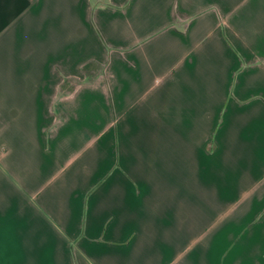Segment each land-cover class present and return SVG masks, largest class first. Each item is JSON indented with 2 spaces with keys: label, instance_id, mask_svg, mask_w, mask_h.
I'll use <instances>...</instances> for the list:
<instances>
[{
  "label": "crops",
  "instance_id": "0c3cea01",
  "mask_svg": "<svg viewBox=\"0 0 264 264\" xmlns=\"http://www.w3.org/2000/svg\"><path fill=\"white\" fill-rule=\"evenodd\" d=\"M164 1L0 0V264H264V0Z\"/></svg>",
  "mask_w": 264,
  "mask_h": 264
},
{
  "label": "rangeland",
  "instance_id": "374dc122",
  "mask_svg": "<svg viewBox=\"0 0 264 264\" xmlns=\"http://www.w3.org/2000/svg\"><path fill=\"white\" fill-rule=\"evenodd\" d=\"M145 19H143L140 23H143L146 28V38L143 40V44H147L148 48L153 44L154 37L163 33L166 27H163L162 20L168 12L167 4L164 0H147V7L145 9ZM143 31V30H142ZM141 31V32H142ZM178 54V52H177ZM175 54L174 56H177ZM174 62V59H173ZM112 94L109 90V99L112 102ZM109 117V112L106 109V121Z\"/></svg>",
  "mask_w": 264,
  "mask_h": 264
}]
</instances>
